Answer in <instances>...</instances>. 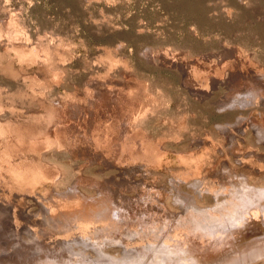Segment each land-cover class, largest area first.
Masks as SVG:
<instances>
[{
    "label": "rangeland",
    "instance_id": "rangeland-1",
    "mask_svg": "<svg viewBox=\"0 0 264 264\" xmlns=\"http://www.w3.org/2000/svg\"><path fill=\"white\" fill-rule=\"evenodd\" d=\"M261 206L264 0H0V264H224Z\"/></svg>",
    "mask_w": 264,
    "mask_h": 264
},
{
    "label": "bare ground",
    "instance_id": "bare-ground-1",
    "mask_svg": "<svg viewBox=\"0 0 264 264\" xmlns=\"http://www.w3.org/2000/svg\"><path fill=\"white\" fill-rule=\"evenodd\" d=\"M56 130V129H55ZM47 131V130H46ZM31 132V131H30ZM33 132V131H32ZM49 132V131H48ZM54 133H56V132H54ZM30 134V133H29ZM46 134H48V133H46ZM61 134V133H60ZM45 135V134H44ZM43 135V136H44ZM57 135V134H56ZM46 136V135H45ZM44 136V137H45ZM59 136V135H58ZM47 138L49 139V140H51V141H53V142H55V143H58V140L56 139V138H53V136L51 137V135H48L47 136ZM34 139V138H33ZM36 140V139H35ZM66 141V140H65ZM35 145V144H34ZM56 145V144H55ZM56 166V165H55ZM58 167V166H57ZM56 168V167H55ZM19 169V168H18ZM17 169V170H18ZM54 169V168H53ZM14 172V171H13ZM27 172V171H26ZM10 173V172H9ZM15 173V172H14ZM16 175H18L17 173H16ZM28 176V175H27ZM19 177H20V175H19ZM24 178V177H23ZM56 179V178H55ZM19 183V182H18ZM242 187H244V185L242 186ZM247 187V186H246ZM248 189H250V188H248ZM251 190V189H250ZM243 191H245V193H247L246 192V190L244 189ZM256 191V190H255ZM254 191V192H255ZM237 191H235V193H236ZM239 192H240V190H239ZM253 192V191H252ZM234 193V194H235ZM241 193H243V192H241ZM240 193V194H241ZM244 193V194H245ZM239 194V195H240ZM250 194V193H249ZM257 194V193H256ZM243 195V194H242ZM238 196V195H237ZM255 196V195H254ZM71 197V196H70ZM236 197V196H235ZM239 198V197H238ZM235 202V201H234ZM238 202H241V203H243L244 205H242V206H233L234 208L229 212V213H226V211H225V213L226 214H223L222 216H220L221 217V221H217V222H211L210 223V225L209 226H211V227H214V228H216L217 226H222V227H226V226H230V224L232 223V222H238V221H240V220H242V219H244V218H242L243 217V214H245V212L249 209V208H252V209H256V206H258L255 202H253V200H252V197L250 198V196H249V198H248V194H245V196H243L242 197V200L241 201H239V199H238ZM246 203V204H245ZM258 203V202H257ZM220 204V203H219ZM232 204H234V203H232ZM232 204H230V205H232ZM217 205V204H216ZM223 205V204H222ZM227 205V204H226ZM260 205V204H259ZM221 206V205H220ZM229 206V205H228ZM224 207V206H223ZM222 207V208H223ZM226 207V206H225ZM224 207V208H225ZM76 208V207H75ZM98 208V207H97ZM100 208H102V207H100ZM224 208H223V210H224ZM229 208H230V206H229ZM58 209V208H57ZM104 209V208H103ZM215 209V208H214ZM264 209V207L263 206H261L260 208H257V212L255 213V211H253V214H255L256 216H258L259 215V213L262 211ZM222 210V209H221ZM260 210V211H259ZM88 211V210H87ZM211 211H213V210H211ZM220 211V210H219ZM218 211V212H219ZM93 212V211H92ZM198 211H196V213H197ZM199 212H202V214H203V211H199ZM198 212V214H200ZM58 213V212H57ZM217 213V212H216ZM222 213V212H221ZM77 214V213H76ZM197 214V215H198ZM79 215V214H78ZM100 215V214H99ZM120 215V214H119ZM219 215H221V214H219ZM254 215V216H255ZM55 216V215H54ZM204 216H205V212H204ZM208 216V215H207ZM213 216V215H212ZM248 216H250V215H248ZM67 217V216H66ZM78 217V216H77ZM216 217V216H215ZM219 217V216H218ZM88 218V217H87ZM97 218V217H96ZM195 218V217H194ZM193 218V219H194ZM202 218V217H201ZM259 218V217H258ZM68 219H69V217H68ZM81 219V218H80ZM206 219H207V217H206ZM213 219V218H212ZM219 219V218H218ZM217 219V220H218ZM83 220V219H82ZM203 220V219H202ZM208 220V219H207ZM216 220V219H215ZM220 220V219H219ZM86 221V220H85ZM213 221V220H212ZM258 221V220H257ZM186 222V221H185ZM202 222V221H201ZM208 222V221H207ZM204 223V222H203ZM188 224V223H187ZM232 225V224H231ZM198 228V227H197ZM196 228V229H197ZM188 229V228H187ZM194 229V228H193ZM207 229V228H206ZM205 229V230H206ZM254 229H255V226H252V227H250V230L248 231V234H251V233H253L252 231H254ZM259 229V228H258ZM200 230H202V229H200ZM208 230V229H207ZM189 231V230H188ZM195 231V230H194ZM199 231V230H198ZM209 231V230H208ZM216 231V230H215ZM256 231V230H255ZM95 232V231H94ZM207 231H205V233H206ZM211 232H212V230H211ZM218 232V231H217ZM202 233H204V232H202ZM210 233V231L208 232V234ZM212 233H214V231L212 232ZM94 234V233H93ZM164 234V233H163ZM199 234V233H198ZM207 234V233H206ZM189 235V234H188ZM210 235V234H209ZM212 235V234H211ZM213 236V235H212ZM252 236V235H251ZM203 237H205V235L203 236ZM216 239H218V238H216ZM252 240V239H251ZM219 241V240H218ZM188 242H189V240H188ZM216 242V241H215ZM214 242V243H215ZM237 242H239V241H237ZM217 243V242H216ZM215 243V244H216ZM219 243H222V242H218L217 244H219ZM251 244L248 246V248L247 249H245V252L244 253H242V254H240V255H237V256H235V257H232V256H229L228 258H226L227 260L224 262V261H222V262H224V264H235V263H239V262H241L242 263V261H244V260H248V259H252V258H256V257H258V256H261V255H264V243L262 244L261 242H254V241H251L250 242ZM216 244V245H217ZM164 245H166V244H164ZM215 245V246H216ZM221 245V244H220ZM157 246V245H156ZM160 246V245H159ZM214 246V247H215ZM165 247V246H164ZM241 247V246H240ZM152 248V247H151ZM166 248H168V246L167 247H165V248H163V247H158L157 246V248H154L152 251H153V258H155V260H154V262L156 263V264H169L168 262H169V260H170V256L171 255H173L172 254V252L174 251V250H176L177 251V249H173L172 250V248L171 249H166ZM143 249V248H142ZM147 249V248H146ZM235 249H236V247H235ZM145 250V249H144ZM187 250V249H186ZM230 250V249H229ZM232 250V249H231ZM134 251V250H133ZM184 250L182 249V256H185V254H186V256H188V254H187V252H183ZM225 251V250H224ZM223 251V252H224ZM181 252V251H180ZM133 253V252H132ZM146 253V252H145ZM151 253V252H150ZM149 253V254H150ZM176 253V252H175ZM179 253V252H178ZM178 253H177V255H178ZM184 253V254H183ZM189 253V252H188ZM152 254V253H151ZM191 254H194V253H190V255L189 256H191V258L189 257V258H187V259H192L193 257H197L198 255H191ZM220 254H221V257H222V253L220 252ZM132 255V254H131ZM140 255V254H139ZM176 255V256H177ZM217 255H219L218 253H217ZM130 256V255H129ZM149 256V255H148ZM179 256H181V254L179 253ZM185 256V257H186ZM140 257V256H139ZM138 257V258H139ZM175 257V256H174ZM184 257V258H185ZM218 257V256H217ZM220 257V256H219ZM215 258V257H214ZM141 259H143V258H141ZM193 260V259H192ZM194 260H195V258H194ZM200 261H202V263H198L199 261H198V258H196V263H198V264H203V260H201V259H199ZM214 260V259H213ZM137 261V260H136ZM141 261V260H140ZM191 260H189V262H190ZM204 261H207V260H204ZM209 261H211V260H209ZM142 262V261H141ZM214 262L215 261H213V264H214ZM134 263V262H133ZM206 263V262H205ZM216 263V262H215ZM137 264H138V262H137ZM141 264V263H140ZM143 264V263H142ZM149 264V263H148ZM152 264V263H151ZM190 264V263H189ZM208 264V263H207ZM211 264H212V261H211Z\"/></svg>",
    "mask_w": 264,
    "mask_h": 264
}]
</instances>
